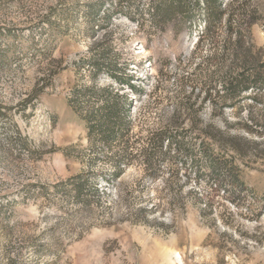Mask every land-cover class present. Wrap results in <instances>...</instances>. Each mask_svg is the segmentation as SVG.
Returning <instances> with one entry per match:
<instances>
[{
	"label": "rangeland",
	"instance_id": "1",
	"mask_svg": "<svg viewBox=\"0 0 264 264\" xmlns=\"http://www.w3.org/2000/svg\"><path fill=\"white\" fill-rule=\"evenodd\" d=\"M246 1L264 48V0ZM203 8L0 0V264H264V137L247 129L250 111L264 119V88L236 114V17L202 35ZM106 87L125 97V143L90 133Z\"/></svg>",
	"mask_w": 264,
	"mask_h": 264
},
{
	"label": "trees",
	"instance_id": "2",
	"mask_svg": "<svg viewBox=\"0 0 264 264\" xmlns=\"http://www.w3.org/2000/svg\"><path fill=\"white\" fill-rule=\"evenodd\" d=\"M180 3L183 0H178ZM204 3V23L203 29L201 30L202 35H205L208 32H213V29L218 27V24L222 18V16L226 15L228 19L233 18L235 15L237 26H233L230 22L227 24V29L230 33H236L234 41H228L230 45H232L234 51V62H235V71L231 73V78L227 82L226 91L228 92V96L230 100V105L234 107L236 110V114H240L243 108L242 99L246 97L249 92L253 90H257L260 88H264V48H258L254 45V43H250L251 39L249 36V29L253 22V17L251 15H247V9H249V3L245 0H203ZM174 2H172L171 6ZM171 7L170 5H168ZM161 7V6H160ZM160 7L157 10H161ZM102 8V6H100ZM181 9V8H178ZM134 75H131V78L127 80V86L134 91H138V87L134 82ZM120 82H125L123 80H117ZM102 92L113 93L112 97L105 99L102 105L99 107L100 114L95 117H99L98 121L91 125L89 122L90 133L91 131H96V129H104L106 128L108 134L106 135V139L117 138L124 143L126 142L124 139L122 140L125 133H127L129 129L130 121L127 120L126 117H122L120 114V99H124L125 97L119 95L117 92L114 93L110 87L102 88ZM108 92V93H107ZM245 93L246 95H244ZM243 94V95H242ZM254 99L257 100V96L254 95ZM0 113H2L0 111ZM92 116V114H91ZM91 116H88L89 121L91 120ZM264 116V115H263ZM249 120L251 124H247V129L250 131H254L253 126H261L259 129L258 135L259 137H264V119L259 120L255 118L253 112L249 113ZM16 126V125H15ZM16 136L22 138V134L20 130L15 127ZM213 132H209L211 138L216 140L217 142H221L224 145H228L233 147L235 150L240 147L238 144V140L240 138L227 137L224 135L225 133L219 132L216 129H213L209 126ZM217 131V132H216ZM168 139L167 133H154L149 138L150 147L146 151V162L151 165L154 163V160L157 156H159V152L157 151L162 145L165 139ZM126 145V144H125ZM211 158V154H208ZM120 157H125L124 159H128L130 157L129 153L119 154ZM212 168L216 169L217 163L211 161ZM83 176H79L81 179ZM84 183L79 181L76 188L79 194L83 195L84 192ZM95 190H97V186L94 185Z\"/></svg>",
	"mask_w": 264,
	"mask_h": 264
}]
</instances>
